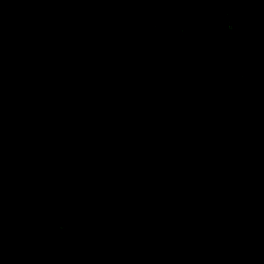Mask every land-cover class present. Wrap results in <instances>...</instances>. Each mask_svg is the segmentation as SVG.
Wrapping results in <instances>:
<instances>
[{"label":"trees","instance_id":"obj_1","mask_svg":"<svg viewBox=\"0 0 264 264\" xmlns=\"http://www.w3.org/2000/svg\"><path fill=\"white\" fill-rule=\"evenodd\" d=\"M4 5L0 223H14L12 199L27 190L47 187L46 199L64 188L65 198L41 235L43 253L7 247L0 233V258L259 264L264 186L244 181L264 177V124L247 145L231 122L236 108L264 109V62L215 47L228 34L220 0ZM37 65L50 88L42 95L29 88Z\"/></svg>","mask_w":264,"mask_h":264},{"label":"rangeland","instance_id":"obj_2","mask_svg":"<svg viewBox=\"0 0 264 264\" xmlns=\"http://www.w3.org/2000/svg\"><path fill=\"white\" fill-rule=\"evenodd\" d=\"M221 6L224 10L225 16L227 17L226 24H228V19L232 17V22L235 26V20L239 14V11L235 10L238 4L242 3L245 6H252L255 8L260 9L262 13H264V0H220ZM4 0L0 1V7L5 8L6 5H4ZM221 48H226L225 53L227 52L228 43L225 41L219 45ZM228 55V54H227ZM46 72L43 70L41 65H37L33 68L31 71V84L30 89L35 90L36 92L40 93L41 95L43 93H46L48 90H50L49 86L45 82ZM9 78L7 75H4L2 72H0V104L2 105L4 100V93L5 90H7V87L9 85ZM237 113L239 112L236 108ZM235 114V109L233 111ZM257 113V112H256ZM248 122V118L239 119L238 121H235V126L232 127V131L234 133H237V128L241 126L240 123L243 125ZM252 140L249 139L247 142H243V138H240L241 143L249 144ZM238 149L236 150V152ZM40 154L33 152L32 155V162L29 164L28 167H26V170L29 172L33 167L34 164L37 162V158ZM233 161L239 162L238 157L232 158ZM15 161L12 160L10 162V165L13 166ZM236 174H241L242 177L244 175L243 172H231ZM249 180H245V183H249L252 185V183L261 184L264 186V177H259L257 179L256 176H248ZM218 181L220 182V179L218 178ZM46 186H50V181L46 178L45 179ZM38 184L42 185L43 182H39ZM233 188H237L238 186H232ZM47 189V187L45 188ZM45 189H30L27 190L24 194V197L21 202H16L12 199L11 204V213L14 217V223L11 225H8L7 228L1 225L0 223V233L4 234L3 242L7 245V247H14L16 250L20 251H30L35 253L36 255H39L43 253L44 248L41 247L37 248L38 244L40 242H45V238L41 237L42 234H45V229L48 228V233L51 232L55 225L53 222H51V225L49 223V219L53 217V213L57 211L60 208V205L56 202H61L65 196L63 191L64 188H60L57 190L56 193L50 194L49 198L44 199V192ZM11 195L9 192H6V195L4 196V201L8 204V201L10 200ZM251 199L253 201H256V196H251ZM249 217L252 218V215H249ZM255 217V216H254ZM258 217V216H257ZM17 224L19 227H21L20 230L17 229V232L13 228V226ZM39 233L40 236H36L35 234ZM41 237V238H40ZM241 237V236H240ZM251 244L252 243H248ZM253 247V245H252ZM201 249V248H200ZM203 248V252H204ZM29 252V253H30ZM259 264H264V248L260 252V259L257 261ZM0 264H19L16 261H6L0 258ZM30 264H41L37 259H34ZM248 264H252L249 262Z\"/></svg>","mask_w":264,"mask_h":264},{"label":"flooded vegetation","instance_id":"obj_3","mask_svg":"<svg viewBox=\"0 0 264 264\" xmlns=\"http://www.w3.org/2000/svg\"><path fill=\"white\" fill-rule=\"evenodd\" d=\"M235 10L239 11L235 26L232 17L228 19V34L222 41L217 42L215 47L225 51L226 48L219 47L225 41L228 43V53L226 54L229 56L244 62H252L254 59L264 62V13L258 8L245 6L242 3L238 4ZM225 19L227 21L226 16ZM238 111L237 113L235 109L231 126L234 127V122L239 119L248 118V122L244 125L240 123L241 126L237 128V134L243 138V142H247L249 139L253 140L255 128L264 124V109L258 102H253L249 112L242 113L239 109Z\"/></svg>","mask_w":264,"mask_h":264}]
</instances>
